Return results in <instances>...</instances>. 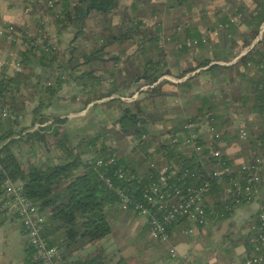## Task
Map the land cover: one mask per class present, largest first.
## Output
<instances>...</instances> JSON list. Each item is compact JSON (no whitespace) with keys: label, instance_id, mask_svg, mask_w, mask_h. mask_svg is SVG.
<instances>
[{"label":"trees","instance_id":"trees-1","mask_svg":"<svg viewBox=\"0 0 264 264\" xmlns=\"http://www.w3.org/2000/svg\"><path fill=\"white\" fill-rule=\"evenodd\" d=\"M26 1V4L31 2L30 0ZM142 1L130 0L126 5L124 0H54V5L61 8V14L55 15L53 11H47V13L51 15V20L56 25L57 35H60L69 26L75 28L72 37L68 41V44L71 45L70 53L72 55V58L70 57L71 59L69 58L68 60L69 64L61 70L56 68L60 66L58 63L60 59L57 56L58 49L52 47L47 37H43L40 41L36 42L37 34L35 30L37 27L40 26L45 31L47 28L46 23L38 22L36 24L37 27L33 29L35 33L28 39L23 37L21 42L25 41V45L17 47V53L23 69L21 71H13L12 73L2 72L0 74V110L6 108L16 117L14 119L5 117L0 120V179L3 175H8L14 182L21 184L23 192L38 205L45 215L42 235L49 245H56L60 248L63 259L84 243L95 241L111 231L107 212L112 208L119 209L121 207V200L114 191L115 186H119L124 190L132 186L138 190L135 179L143 176L145 180L147 179V175L154 170L148 164L143 169V172H140V164L146 160L153 161L152 157L154 153L160 150L164 151L165 158L168 161L180 157L184 161L183 164L189 167L191 178L201 173L200 181L204 180V178L209 179L210 184L207 189L209 200L207 202L213 201L217 203L218 212H220L219 215L210 219L223 221L232 216L238 205H234L229 199H226L224 202L221 200L222 184L216 183L215 180L211 179L206 166H201L195 162L194 158L187 157L179 151V157L176 158L174 150L170 149L165 142H161L160 146L154 149V153L149 152L148 147L153 143V138L151 137L140 139L137 145H135L138 148L134 149L132 155L126 156L120 155L113 144L97 143L100 137L106 139L113 137L109 130L100 131L92 136H83L75 146L70 148L66 144L67 137L62 136L53 142L55 146L63 151L64 157L62 160L42 166L25 167L16 153L11 150V145L19 138L25 136L31 138L35 143L39 141V143L48 145L43 143V141H47L44 137L49 123L45 122L49 117L47 113L45 114L41 111L42 108L40 106L43 104L44 99H41L39 96V102L32 107L30 127L26 125L18 127L17 124L22 116L20 111L23 108L26 109L25 96L22 89L33 94L41 91V93L43 92L48 97H52L67 79H74V75L71 76L74 73L77 77L82 78L81 85L84 88L89 84L88 81L84 80L86 77L91 80L90 85L92 87H94V84H102L103 81H107V87L93 94L88 101L103 96L115 95L110 97L109 100L122 102L120 96L124 94L120 91V86L127 83V78L118 65V59L121 57L120 54L113 53L114 51L111 52L110 50L102 52L107 45L120 39L130 40L133 35H136L135 46L138 50L133 51V58L136 62L134 73L136 75L141 74L144 82L150 85V91H154L157 84L163 80L159 78L163 74L169 73L166 61L155 57L157 51L161 48V39L159 37L163 35L162 33L166 34V32L172 29L170 35H175L173 45L178 49H182V53H185L195 48H201L202 50L207 46V38H211L214 32L218 34V31H221L224 33V40L227 38L234 40L239 36L242 40L241 45H247L249 48L232 62L222 63L229 61L234 54L230 51L229 55L220 52H226V49L224 41L219 38L220 48L223 50L220 49L219 53H214L210 56L204 55V57L198 59L194 64L184 68L181 75L183 76L184 73L191 72L197 68H200L198 73L201 72V74L211 76L217 74V72L209 74V71L213 68L223 67V69L233 70L234 87L236 90L241 91V94L234 101H237L240 106H245L248 112H242L243 114H241V111H233L232 116L233 114H238L243 117L238 116L235 119H231L232 117L229 118L224 113L226 107H224L223 112H218L219 101H214V99L207 95L201 94L203 96H199L200 103L197 105L196 113L182 116L168 130L174 132L187 120L193 119L207 111L217 119L219 126H224L228 129V132L222 136L225 146L231 142H247L250 151L247 152V156L249 153L264 151V130L259 128L264 115V27L261 28V25L264 23V0H258L255 7L251 10H248L246 7L247 3H241V0H230L232 5H230L229 10L215 9V18L211 22L206 12H204V8H197L198 14L196 20L194 17L191 18V8L194 5L200 4L198 0H159V2L147 0L146 6H149V9H151L150 12L148 11L150 17L143 16L139 10L140 12L134 15H131L129 11L124 13L125 16L121 18V21L116 18L114 12L118 7L122 6L123 9L128 8L134 11ZM34 3L35 5L42 4L41 6L44 7L47 0H41L40 3L35 0ZM234 4L237 5L234 6ZM174 12L182 15L179 21L181 23L179 26L181 27L179 28H175V26H172L173 24L169 23L165 25L168 22L166 18H169ZM47 13L42 11L41 14L45 15ZM162 15H164V23ZM95 16L102 17L101 19L104 24L103 31L98 35H92L93 41L90 44L91 46L89 45V48H87L78 39L83 36L84 40H86L87 21ZM111 16L115 17L114 19L116 20ZM183 20L186 21L183 22ZM150 23L154 24L155 30H149ZM239 25L247 27L245 34L235 35ZM142 28H145V30L142 31V34H138L137 32ZM258 35L259 38H257ZM203 36H206V40H203ZM170 37L168 38L170 39ZM187 39H197V43L188 45L186 43ZM85 42L84 44H86ZM212 43L211 41L208 47ZM77 50L79 55L75 53ZM106 54L108 55L106 56ZM97 59L100 62L103 61V63L101 65L95 64L94 61ZM110 60L113 61L112 65L104 64ZM36 68H38V72L35 71ZM223 71H219L218 74H221ZM194 75L196 73L185 77L183 80L185 84ZM33 77L36 78L35 81H33ZM133 78L131 79L132 81H134ZM181 82L178 84L180 87L183 86ZM127 85L129 86L128 83ZM92 87L88 89L89 92H97V89ZM135 91L137 90H128L127 95L131 96ZM229 100H232V98ZM131 103L134 104L135 110H132L131 105L122 107L121 114L112 129L113 133L117 138L121 136L139 138L143 133L150 136L152 126H155L157 122L164 119L165 111L145 110L140 106L138 98L133 99ZM227 105L226 103L224 106ZM4 120H7L6 124ZM65 120V117L56 115L52 117L50 122ZM35 123H38L37 127L32 128ZM249 124L255 126L250 129L251 135L249 139H240L237 133L238 125H244L248 131ZM230 126L235 131H230ZM25 129L27 131L24 132ZM254 129L255 131H253ZM140 152L143 154V160L137 161V156L139 157ZM85 153H87V156L83 157ZM225 155L229 156L228 153H225ZM110 156H113L114 166L109 165V169L122 166L127 173L120 178L111 177L112 187H108L99 181L96 178L94 168L87 163V157H91L92 159H107ZM107 174L111 176L110 171ZM129 181L133 182L132 185ZM4 220L1 218L0 224ZM250 224L246 232L239 233V238L247 253L251 252L252 247L249 242L251 235ZM183 225L188 226L189 222H174L170 226L171 233L174 228ZM33 251L32 245L25 240L22 258L24 264H36V261L31 259ZM93 260L94 257L77 258L70 261L69 264H95Z\"/></svg>","mask_w":264,"mask_h":264},{"label":"rangeland","instance_id":"rangeland-1","mask_svg":"<svg viewBox=\"0 0 264 264\" xmlns=\"http://www.w3.org/2000/svg\"><path fill=\"white\" fill-rule=\"evenodd\" d=\"M154 1V0H152ZM158 1V0H155ZM199 1V0H198ZM222 0H200L199 2L204 5L205 9L207 7L212 6V10L214 11L215 7L213 5L214 2H221ZM231 5L233 0H226ZM257 1V0H256ZM147 0H143L140 3V6L137 9L132 11L131 9H123L122 6L118 7L117 10H115L114 14L118 20H122L125 15L124 13L130 12L131 15L137 14L140 11L142 12L143 16H149V12L151 9H149V6H146ZM219 5V4H218ZM41 10L43 7L41 5H36L35 9L32 10L37 16L39 13V8ZM141 7V8H140ZM183 7V6H182ZM146 8V9H145ZM143 9V10H142ZM140 10V11H139ZM149 11V12H148ZM25 14L28 16L29 13L25 12ZM171 14V13H170ZM118 16V17H117ZM181 16L177 12H174L170 15L167 19V23L165 25L173 24L172 26L175 28H179L181 23L179 22L181 20ZM113 17V16H111ZM101 16H95L87 21L86 25V40H84L83 36H81L78 41L83 43V45H86L87 48H89V45L93 41L92 35H98L102 30L104 24L101 19ZM115 17H113L114 19ZM163 23L165 22L164 15H162ZM38 20V19H37ZM35 21L33 24V29H35L37 26L36 24L40 21ZM116 20V19H114ZM157 20V19H156ZM179 22V23H176ZM211 22V20H210ZM31 23V22H30ZM29 23V24H30ZM48 22L46 21V24ZM176 23V24H175ZM158 24V23H156ZM175 24V25H174ZM13 25V24H12ZM54 25V24H53ZM124 25V24H122ZM264 25V23H263ZM15 27V25H13ZM172 26H170L172 28ZM56 28V26H54ZM264 27V26H263ZM261 27V28H263ZM16 28V27H15ZM38 28V27H37ZM17 29V28H16ZM114 30L113 28H111ZM174 29V28H173ZM75 28L72 26H69L65 31H62V42L61 46L58 48V41H57V56L60 59V66H57L56 68L62 69L64 66L68 65L69 58H72V55L70 53L71 45L68 44V37H72L73 32ZM145 30V28L140 29L137 33L142 34V31ZM149 30H155L154 24L150 23ZM172 31V29H171ZM171 31H168L165 33H162L159 37L161 39L160 41V49L157 51V54L155 57L164 59L166 63L173 64L172 58L168 56V54L164 51V48H166L167 42L171 41L168 37H170ZM145 35V33L143 32ZM223 32L218 31V34L212 35L213 37L217 36L220 39L224 41V44L230 45V49L232 48V52L239 51V48L243 47L237 40L239 39H223ZM70 35V36H69ZM260 35V34H259ZM259 35L257 38H259ZM159 36V35H158ZM208 37V36H207ZM238 38V37H237ZM256 38V39H257ZM136 35H133L130 40L127 39H120L116 42H113L109 45H107L103 50H110L113 53L120 54V59H118V62H121L119 67L121 69H126V78L129 81V84L132 89H136L137 91L134 92L133 96H122L124 100L122 102L120 101H113L110 100L109 103L106 104V110L107 114L105 115L104 121H90L91 123V129L88 131H85L84 133L80 132L79 134H76L74 129L75 124H70L69 117L67 118L65 124L68 123L69 128V134H71V139L69 143L73 141L77 142L82 135H93L99 131H105L109 130L110 134L115 138L114 145L116 146L117 150L124 151L125 148H129V136H121L116 137L113 133V128L116 125V120H118L122 107L126 105H131L132 110H135V106L133 103H131L130 99H136L138 98L139 104L142 108L149 111H165L164 119L160 122L156 123L155 126H152V132L150 137L153 138V143L159 147L157 143H159V136L157 131H161L162 138L164 137V134L169 126H172L175 124V122L178 120L174 118V114L176 113H183L185 116L191 115L196 113L197 105L200 103V97L203 95H207L208 97L214 99V101H219V107L217 108L218 112H223L224 107H226V110L224 113L228 115L229 118L235 119L236 117L240 116L238 114H233V111H241V114L244 112H248L245 106L241 105L234 101L236 97H238L241 94L240 90H236L234 87L233 82V70L230 71L226 68L223 69V67H217L213 68L211 71H209V74L212 72H217V74L214 76L201 74V72L192 71V72H186L182 76L183 69L188 67L189 65H192L193 63L197 62L198 59L204 57V54H201L200 56H196V51L194 49H190L189 51L185 52L184 56L186 59H181L180 63L176 64V67L173 69V72L169 69V73L163 74L159 79L161 80L154 91H150L151 87L150 85L146 84L144 82V79L142 78L141 74L136 75L134 71L130 70V68L135 64V60L133 58V51H137L136 45ZM207 46L206 49H203L202 52L208 51L209 49L208 44L211 42V38H207ZM86 41V42H85ZM84 42L86 44H84ZM91 46V45H90ZM113 48V49H112ZM126 50L128 52H126ZM223 52V54H228L229 51H220ZM231 52V50H230ZM79 55L78 50L75 52ZM108 54H106L107 56ZM229 55V54H228ZM70 58V59H71ZM189 58H192V60H189ZM238 58V57H237ZM233 61L232 58L227 62L222 63H230ZM95 64L101 65L102 62H100L99 59L94 61ZM175 63V62H174ZM105 65H112L113 61H107L104 63ZM179 65V66H177ZM85 67V66H81ZM168 67V66H167ZM200 69V68H199ZM224 70L221 74H218L219 71ZM193 73H196L190 81H187V84H185V77L188 75H192ZM205 73V72H204ZM186 74V76H185ZM74 75V78L76 74ZM135 76V77H134ZM134 77V78H133ZM134 79L132 81L131 79ZM72 78L67 79L65 82L71 81ZM74 80V79H73ZM84 80L88 81V86L92 87L90 85L91 80L86 77ZM179 81L183 84L182 87H180ZM131 82V83H130ZM65 84V83H64ZM107 81H103L102 84H94L92 88L97 89V92L92 91L91 96L95 93H98L102 89H105L107 87ZM246 88V86H245ZM23 90V94L25 96V104L26 107L29 110V113H32V107L35 106L39 100L38 97L40 96L41 99H44L43 104L40 106L41 111L43 113H47V116L49 118H52L56 115H70L72 116L71 112H74L75 110H78L80 107H84L86 105V97L75 99V96H80L81 93L79 92H66L65 93V99L64 98H57V93L54 94L52 97H48L46 94L41 91L38 93H28ZM81 91V89H79ZM129 89H125L124 92H128ZM203 94V95H201ZM200 96V97H199ZM39 97V98H40ZM90 97V95H89ZM214 97V98H213ZM232 98V100H229ZM60 99V100H59ZM85 100V101H84ZM227 100V101H224ZM120 103V104H119ZM228 104L227 106H224L225 104ZM20 111V110H19ZM89 111H94L95 113H103V108L100 103H93L89 107ZM25 108L20 111L21 114H24ZM243 112V113H242ZM246 112V113H247ZM70 113V114H69ZM243 117V116H240ZM32 118V117H31ZM79 119V118H72ZM230 119V120H231ZM26 126L30 127L31 120L29 118L25 119ZM63 122V123H64ZM4 123H7V120H4ZM252 123V122H249ZM64 124V125H65ZM19 126H24L22 116L19 119V123L17 124ZM49 126V125H48ZM37 127V126H36ZM33 126L32 128H36ZM62 127V125L57 124V128ZM254 125L249 124L248 129V139L250 137V133ZM48 128V127H47ZM46 128V129H47ZM31 129V128H29ZM230 131H235L230 126ZM255 131V129L253 130ZM51 131L46 132L45 134V140L43 143H46L48 145L42 144L41 142L37 141V145L35 142L31 140L29 137H23L21 139L17 140L18 149L16 150L17 156L19 159L23 162L25 167H31L34 165L42 166L48 163L49 161H54L53 158H59L61 154L55 153L53 150L50 152V148L55 147V138L51 136ZM75 135L77 136L75 138ZM74 138V139H73ZM164 140V139H163ZM41 145V147L39 146ZM230 147L232 148L230 152L228 153L231 159L237 163L242 159L243 156H247L248 150V144L247 142H233L230 144ZM50 152V153H49ZM52 154V155H50ZM133 151L131 153H128V155H132ZM43 155V156H42ZM52 156H54L52 158ZM85 156V155H84ZM86 157V156H85ZM140 157V156H139ZM58 160V159H56ZM238 208V207H236ZM236 208L234 213L236 212ZM239 213L240 210H237ZM233 213V214H234ZM233 216V215H232ZM230 216L229 218L223 220V221H215L207 223L204 225L205 229L202 233L199 231L197 226H194V229L190 233H181L180 231H173L171 238L168 241H155L150 240L144 235H140L139 231L135 233H130L128 230V220H126L123 217H117L111 220V231L107 233L105 236L101 237L102 239V248L101 252L98 256V258L95 260L97 264H191L193 260H203L204 264H217V262L221 261L222 264H228V261L232 260L229 252H236V245L240 243L239 240V233H241V230L243 229L244 223L240 220L239 216L236 215L235 218ZM139 217H141L139 215ZM1 219V218H0ZM130 219H133L130 218ZM243 233V232H242ZM22 233L20 231V228L16 221L14 219L12 220H4L0 225V264H11V263H22V256H23V238ZM173 243H177L179 248H184L185 254L184 255H177L174 257L167 256V251L169 246L173 245ZM233 249V250H232ZM87 248H85V251ZM229 250V251H227ZM238 253V252H237ZM231 258V259H230ZM121 259V262H118ZM221 259V260H220Z\"/></svg>","mask_w":264,"mask_h":264},{"label":"built area","instance_id":"built-area-1","mask_svg":"<svg viewBox=\"0 0 264 264\" xmlns=\"http://www.w3.org/2000/svg\"><path fill=\"white\" fill-rule=\"evenodd\" d=\"M30 1L29 4L25 3L24 7V11L29 15L33 10V4L35 5V0ZM36 1L40 3L41 0ZM43 11L45 13L53 11L55 15L61 14V8L54 5V0H47ZM47 16L51 15L38 13V21L45 24ZM263 26L262 24L261 27ZM15 29L12 24H8L0 32L11 41L15 40ZM35 31L37 35L47 37L52 47L57 48V39L46 36L49 35L48 30L45 31L39 26ZM34 33L33 30L26 29L22 35L28 39ZM203 40H206V36H203ZM186 43L196 44L197 39H187ZM24 45L25 41L22 43V46ZM2 65L10 66L13 71L23 69L16 51L9 52L6 58H0V66ZM5 117L16 118L8 109L3 108L0 110V120ZM259 128L264 130V115ZM227 132L228 129L219 126L217 119L206 111L184 122L176 131L167 130L163 134L165 143L174 150L176 158L179 157L178 151L187 157L194 158L195 162L206 166L211 179L222 184L221 200L223 202L229 199L234 205H239L254 199L264 173V151L249 153L248 156H243L235 163L225 155L226 152L223 149L222 136ZM237 133L242 140H246L249 135L244 125H238ZM146 137V133L139 138L129 136V146L134 147L140 139ZM115 141L113 137L111 139L100 137L97 143L114 145ZM113 162V156L107 159L87 157V163L94 168L96 178L108 187H112L111 177L120 178L127 174L122 166L109 169V165L114 166ZM149 162L154 170L147 175L145 180L143 176L135 179L138 190L132 186H129L127 190L115 186L114 191L119 196L122 207H130L146 218L151 238L168 241L171 236L170 226L174 222L188 221L189 225L180 226V231L190 233L194 226H204L211 217L220 214L217 203L207 202L209 200L207 197L209 179L204 178L200 181L201 173L191 178L189 167L183 164L184 161L180 157L169 161L165 158L161 164L154 161ZM108 171L111 172V176L107 174ZM129 183L132 185L133 182L129 181ZM0 185V216L18 221L25 239L34 249L31 259L36 261V264H66L60 248L56 245H49L43 237L42 226L45 215L38 205L23 192L21 184L14 182L8 175H3ZM250 229L251 252L234 264H264V205L255 212ZM169 254L174 257L178 252L171 246ZM192 264H203V262L194 260Z\"/></svg>","mask_w":264,"mask_h":264},{"label":"crops","instance_id":"crops-1","mask_svg":"<svg viewBox=\"0 0 264 264\" xmlns=\"http://www.w3.org/2000/svg\"><path fill=\"white\" fill-rule=\"evenodd\" d=\"M208 1H210V0H208ZM257 1L256 0H244V1L241 0V3H243V2L247 3L246 7L248 8V10H251V9H253L255 7ZM124 2L127 5L130 2V0H124ZM158 2H159V0H158ZM25 3H26V0H0V31L8 24H13L17 28V30L15 32V40H11V41L7 40V38H6L4 33L0 32V58L8 57L9 56V52H11V51L12 52H14V51L17 52V47H21L22 46V42L21 41H22L23 36H24L22 34L25 32L26 29L33 30V26L34 25H31V24H33L38 19V17L33 11L28 16L25 14V11H24ZM138 5H140V4H138ZM213 5L215 7H217L218 9H221L223 11H227L230 8V4L226 0H222L221 2H214ZM235 5H237V4H234V6ZM35 7H36V5H33V10L35 9ZM37 8H39V7L37 6ZM197 8H199V9L200 8H204V12H206V14L208 15V18L211 21L215 18L214 11L212 10V6L207 7L205 9L204 5H202L201 3L199 5H194L191 8V10H192L191 18L194 17V19L196 20V17H197V14H198V11H197L198 9ZM42 11H43V9L41 10V8H39V13H42ZM186 20H183V22H185ZM46 21L48 22L46 30H48L47 33L49 34V35H46V36L55 37L57 39V41H58V48H59L61 46V42H62V39H61L62 35L61 34L57 35L56 28L54 27L56 25L51 20V16H47ZM190 21H191V19H190ZM246 31H247V27L246 26L239 25L237 27V32H236L235 35H243V34L246 33ZM50 34H55V35H50ZM43 37H45V36L44 35H37L36 36V42L40 41ZM70 38L71 37H68V39H70ZM170 39H171V41L167 42V44H170V45H167L166 48H164V51L173 60V64H170L169 62L167 63L168 68L173 72V69L176 67V64L181 62L182 57H183V59H186V58L184 56L185 53L184 54L182 53V49H178V48H176L173 45L174 42H175V35H172L170 37ZM236 39H239V40H237L238 42L241 40L239 36H238V38L236 37ZM211 41L213 43L210 45L209 49H207L208 51L204 50V52H202L203 49H206V48H203L202 50H201V48H195L194 50L196 51V53H195L196 56H200L201 54H204L206 56H210V55H212L214 53H219V51L221 49L220 48L219 37L211 36ZM240 43H242V42L240 41ZM229 46H230L229 44L228 45L225 44V49H226V51H230L231 50V52H232V48L230 49ZM247 48H249V46L246 45V46H243V47L239 48L238 52L233 51L232 52L234 54L233 60H235L238 56L243 54L246 51ZM221 50H223V49H221ZM126 52H128V51L126 50ZM189 60H192V58H189ZM120 64H121V62H118V65H120ZM177 66H179V65H177ZM122 70H123L122 73L125 75L127 70L126 69H122ZM130 70L134 71V65L130 68ZM35 71L38 72V68H36ZM193 71H197L198 72L199 68H197V69H195ZM2 72L12 73L13 70L8 65H2V66H0V74ZM185 76H186V74H185ZM32 79H33V81H35L36 78L33 77ZM82 81H83L82 78H79V77L76 78L75 77L74 80L72 79L69 82H64L65 84L63 83V86L57 92V98H64L65 99V96H66L65 93L66 92H71V93L74 92V94H75V92H78V93L80 92L81 95L80 96H75V99H78V98H82L83 99L84 97H86V101L84 100L86 105L84 107H80L78 110H75L74 112H71V114H73L72 116H70V115L68 116V115H65V114L59 115L60 117H64V116L65 117L66 116L69 117V122H70L69 125L75 124L74 125V129H76L75 130L76 134H79L80 132L84 133L85 131H88L89 129H91L90 121H95V120L96 121H104L105 120L104 119L105 115L107 114L106 104L110 102V100H109L110 97L115 96V95L103 96L101 98L90 99L88 101V99L90 97H92L91 96V92H89V90H88L90 87L87 86V87L84 88V86L81 85ZM179 82H181V81H179ZM127 83L129 84L128 79H127ZM127 83L121 84V86H120L121 87L120 91L125 96H128L127 95V91L124 92L125 89L132 90L130 84L128 86ZM79 89H81V91ZM133 94L131 95V97L133 96ZM89 95H90V97H89ZM124 95H121L120 97L122 98V96H124ZM133 99H130L129 101L131 102ZM122 100H124V98H122ZM93 103H100L102 108H103V111H102L103 113L99 114V113H95L94 111L90 112L89 111V107ZM182 116H184L183 113L174 114V118H176V119H179ZM31 117H32V113L30 114L28 108L26 107L24 114H22L23 124L24 125L26 124V122H25L26 118H29L31 120ZM73 117L79 118V119H74L73 120L72 119ZM51 119L52 118H48V120L45 122V123H49V126L46 129L47 132L51 131L50 134L55 139H59L62 136L67 137L66 144L68 145L69 148L72 147V146H75L80 141V139L83 136H92V135H89V134L82 135L81 138L77 142L72 140V142L69 143V141L71 139V134H69L70 133L69 132V128L67 127L69 122H67V125L65 124L64 121L52 122L51 123L50 122ZM57 124L62 125V127L57 128ZM37 125H38V123L34 124L35 127ZM25 131H27V129H25L24 132ZM99 132H97V133H99ZM157 133H158V136L160 138L159 139V143H157V144L160 146L161 142H165V139H164V137L162 138L161 131H157ZM16 136L18 137V135H16ZM76 137L77 136L75 135V138ZM147 137L149 138L150 136L147 135ZM19 139H21V138H19ZM232 143L233 142H231L230 144H232ZM230 144L226 145V146L224 145V147H223V149L225 150L226 153H229L230 150L232 149L230 147ZM36 146H38V145L36 144ZM39 146L41 147V145H39ZM137 148H138V146L137 147L136 146L135 147H130L129 146V148H125L124 151L118 150V153L120 155H126L127 156L128 153H131V151H134V149L136 150ZM155 148H157V145L155 143H152L151 145H149L148 150H150L152 153H154L155 152L154 151ZM17 149H18V145H17V141H16V142H14V144L11 145V150L16 153ZM52 150L55 153L61 154V156H59V158H55L54 156H52V158L54 157L53 158L54 161H49L48 163H55V162H58V161L62 160V158L64 157L63 151L60 148H58L57 146H55V147L51 146L50 152ZM16 155H17V153H16ZM50 155H52V154H50ZM84 155L87 156V153L83 154V157H85ZM139 156L140 157L137 156V158H138L137 161L143 160L142 152H140ZM56 159H58V160H56ZM164 159H165V154H164L163 150H160L159 152L154 153V155L152 157V160L155 163H157V164H161L164 161ZM148 164L150 165L149 160L143 161L140 164V166H139V171L143 172V169L146 168V166ZM263 177H264V174H263ZM263 177H262L261 183H260V185H259V187L257 189V192H256V194L254 196V199L252 201H249V202H246V203H243V204H239L237 206L238 208H236V212L235 213L233 212L234 214H232L233 218H235L236 215H238L240 220L244 223V226H243V229L241 230V233L247 231V228L249 227V224L252 222L253 218L255 217L254 216L255 212L257 211V209L260 206L264 205V180H263ZM237 210H240L239 213H237L238 212ZM107 215H108V219H109L110 225H111V220L112 219L121 216V217L125 218L126 220H128L127 227H128V230H129L130 233H135V232L139 231L140 235H144L150 240L159 241V240L153 239V238H151L149 236V228H148V224H147L146 218L143 215L136 213L135 210H133L130 207H122L121 206L119 209L112 208V209L108 210ZM139 215L141 217H139ZM132 217H133V219H130ZM0 218H3L5 220H12L11 218H8V217L0 216ZM212 220L213 219H210L208 221V223L213 222ZM16 223L18 224V226L20 228V231H21V227H20L18 221H16ZM197 227H198L199 231H201L202 233L204 232V229H205L204 226H197ZM176 230L180 231V227H178V228L176 227V228L173 229V231H176ZM173 231H172V233H173ZM21 233H22V231H21ZM172 233H171V236H172ZM22 235H23L22 238H23V247H24V242H25L26 239H25V236H24L23 233H22ZM171 236H170V238H171ZM239 241H240V243L235 246L236 249H237V250H235L236 252H234V251L233 252L232 251L229 252L231 258H233V259L231 261L229 260L228 264H234L235 262L240 261L247 254V252H245V250H244V246H243L241 240H239ZM102 242H103L102 239L99 238V239H96L95 241H90V242L84 243L83 245L79 246L77 249L73 250L66 258H64V262L66 264H69L70 261H72L74 259H77V258L85 259L87 257H94L93 261H94L95 264H97L95 262V260L98 258L99 254L101 252V248H102V245H103ZM171 246L174 247L177 250V252H178L177 255H184L185 254L184 248H179L178 247L179 245L177 243L176 244L173 243V245H171ZM171 246H169V247H171ZM85 248H87L86 251H85ZM22 250H23V248H22ZM227 251H229V250H227ZM167 256L172 257L169 254V248H168V251H167ZM22 258H23V256H22ZM196 261H198V260H196ZM199 261H201V260H199ZM118 262H121V259ZM201 262H203V260ZM11 264H17V263L13 262ZM21 264H24L23 261H22ZM203 264H204V262H203ZM217 264H222V263H221V261H219V262H217Z\"/></svg>","mask_w":264,"mask_h":264}]
</instances>
